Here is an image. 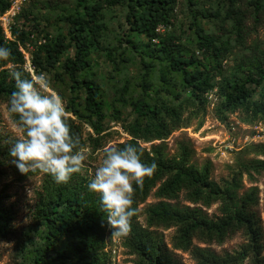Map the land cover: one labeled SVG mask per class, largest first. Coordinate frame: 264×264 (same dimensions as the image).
I'll list each match as a JSON object with an SVG mask.
<instances>
[{
    "label": "rangeland",
    "instance_id": "374dc122",
    "mask_svg": "<svg viewBox=\"0 0 264 264\" xmlns=\"http://www.w3.org/2000/svg\"><path fill=\"white\" fill-rule=\"evenodd\" d=\"M80 1H84L86 6L99 4L97 21L100 24V36L99 45L92 48L88 55L91 66L76 75L80 81L88 78L99 83L104 107L102 124L105 129L98 143L88 141L83 148L85 160L82 174L91 180L103 159V148L108 145L116 147L130 139L123 127L138 120L134 113L135 104L146 99L176 104L191 97L181 73L171 70L169 66L166 52L174 50L178 55L196 57L198 63L205 66L209 75L213 76L215 88L205 94L208 101L206 116L202 120L192 119L189 128L172 133L165 140L166 151L170 157L174 156L178 153L179 143L184 142L193 150L191 162L196 167L202 168L207 162L211 163L213 182L224 186L234 178L238 166L254 157L248 154V150L254 145L264 144V137L256 127L261 125L259 127L264 129V123L248 124L239 113L231 112L226 114L225 122H220L216 108L221 100V87L244 84L251 91L254 101L264 98V80L257 85L248 83V73L254 72V77H259L255 72L257 65L264 69V0H176L168 12L170 24L159 26L156 30L159 36L167 40L168 45L164 48L160 46L158 38L150 41L145 35L131 30L128 0L115 5L109 0H10V8L0 15V28L5 38L6 35L11 38L8 40H14L12 29L25 31V45L20 46L25 59V71L30 63L34 74L40 73V69L35 71L33 60L40 62L46 59V50L55 48L58 38L65 39L66 49L60 61L53 67L43 62L46 71H41L47 74L51 88L63 98L65 108L73 98L76 101L74 105L82 109L86 95L83 88L72 92L69 77L63 69L65 60L74 56L69 18L84 15L83 7L78 5ZM231 9L235 10V14L229 16ZM208 14L210 16L204 17ZM238 18H242L243 23V34L240 37L237 31ZM84 19H87L86 16ZM7 27L11 29V36L9 32L5 34ZM197 28L213 37L217 46L225 44L226 50L222 51L219 58L215 57L212 47L207 51L201 50ZM195 67L199 65L189 70L194 71ZM143 84L148 85L147 91L143 90ZM67 116L74 118L69 113ZM201 121L203 124L200 127ZM89 134H93V131L88 124H84V136L87 138ZM21 135L8 111V104L0 102L2 150L8 152ZM160 142L140 144L149 150L152 144ZM6 157L7 160H4L0 168V206L7 213V218L0 220V264H34L35 255L43 253L45 249L46 230L34 218L36 195L41 189L45 173L37 170L27 176L23 175L11 164V157L8 154ZM243 184L244 189L240 194L250 186H256L260 191V204L256 211L264 231V174L256 175L253 183L244 175ZM154 193L155 190L139 206L138 221L143 226H146L144 210L158 202ZM171 204L194 207L185 201L183 193ZM204 210L211 218L220 216L219 204ZM159 232L172 250L176 228H162ZM124 238L111 237L108 226L106 240L110 264H139V258L123 247ZM246 243L244 232L238 231L223 243L203 244L195 240L194 246L216 256H224L239 251ZM63 246L61 242L57 243V249ZM173 256L178 264H196L189 253L173 251ZM46 260L49 264L61 263L54 250L48 252ZM245 264L251 263L247 261Z\"/></svg>",
    "mask_w": 264,
    "mask_h": 264
},
{
    "label": "trees",
    "instance_id": "16d2710c",
    "mask_svg": "<svg viewBox=\"0 0 264 264\" xmlns=\"http://www.w3.org/2000/svg\"><path fill=\"white\" fill-rule=\"evenodd\" d=\"M109 2L115 5L122 0ZM128 2L131 30L145 35L150 41L158 38L160 46L167 47V40L159 36L156 30L159 26L170 24L168 12L176 0ZM78 3L79 7H83L84 15L78 14L69 18L72 24L74 56L65 60L63 69L69 77L72 92L80 88L86 92L82 109L74 105L76 101L73 98L66 107V112L74 117L67 116L70 130L79 135L84 148L88 141L98 143L103 138L105 129L102 124L104 107L99 83L88 78L80 81L76 75L91 66L88 55L92 48L99 45V4L86 6L84 1ZM10 6V0H0V15ZM234 14L235 10L231 9L229 16ZM85 16L87 19H84ZM208 16L210 15H204ZM237 22L240 37L243 34L242 18H238ZM11 33L14 40L6 39L0 28V46L11 50L9 60L0 61V102L7 104L15 90V80L11 72L19 70L25 78L30 77L23 68L25 59L20 51V46L25 45L26 33L16 29H12ZM196 33L201 50L207 51L212 47L216 58L226 50L225 44L217 46L214 38L201 28H197ZM64 40L58 38L55 48L46 50V59H41L40 62L33 60L35 71H46L43 62L53 67L60 61V56L66 49ZM166 54L171 70L181 73L184 83L190 89L191 97L176 104L167 101L158 103L148 99L140 101L134 105L138 120L123 127L130 139L116 147L123 148L126 144L139 141L143 153L142 160L147 164H156L154 173L145 177L141 186L134 185L136 214L131 218V230L124 238L123 247L139 258V264H178L173 251L189 253L196 264H245L247 261L251 264H264V231L256 211L260 204V191L258 187L250 186L240 194L244 189V175L253 183L256 175L264 174V144L254 145L248 150V154L254 157L240 164L237 175L224 186L211 180L210 162L202 168L191 162L193 150L188 144L179 143L178 153L170 157L166 151L165 140L172 133L189 128L192 119L202 120L206 116L208 101L205 94L215 88V83L213 76L209 75L205 66L198 63L196 57L178 55L174 50L167 51ZM194 65L199 67L190 71L189 68ZM9 66L11 68H8ZM255 72L259 77L255 78L254 72L248 73V83L257 85L264 80V69L257 65ZM148 88L147 84H143L144 91ZM221 88V100L216 108L220 122H225L226 114L231 112L239 113L245 123H264V98L254 101L251 91L244 84ZM11 118L15 122L13 114ZM201 122L200 127L203 124V121ZM84 124H88L93 131L87 138L84 136ZM154 141L161 142L152 144L149 150L140 144ZM7 154L8 152L5 153L0 146V168L3 167L4 160H7ZM89 182L82 172L74 174L66 184H57L50 175H44L41 189L36 195L34 218L37 224L46 230L45 249L43 253L35 255L34 264H49L46 255L53 250L57 253V259L61 260L60 264H110L111 257L106 251L108 224L104 213L100 212L99 195L88 190ZM154 190L158 202L144 210L146 226H143L138 221L139 206L148 200ZM182 193L185 201L194 207L171 204L172 201L178 200ZM214 204H219L220 216L211 218L204 208H210ZM6 215L0 206V220L6 219ZM173 227L176 228V233L170 250L159 229ZM238 231L244 232L247 243L233 254L216 256L194 246L195 240L203 244L223 243ZM59 242L64 245L61 249H57Z\"/></svg>",
    "mask_w": 264,
    "mask_h": 264
},
{
    "label": "clouds",
    "instance_id": "9594fccd",
    "mask_svg": "<svg viewBox=\"0 0 264 264\" xmlns=\"http://www.w3.org/2000/svg\"><path fill=\"white\" fill-rule=\"evenodd\" d=\"M11 50L0 46V61H7ZM15 90L8 100V111L22 133L8 150L11 164L23 175L39 170L57 184H66L84 167L85 154L79 135L72 133L63 98L51 88L46 73L25 78L11 72ZM139 141L123 148L108 145L103 159L87 187L99 195L100 212L111 229V237H124L131 230L134 185L139 187L151 176L156 164L142 160Z\"/></svg>",
    "mask_w": 264,
    "mask_h": 264
},
{
    "label": "built area",
    "instance_id": "2783aa9c",
    "mask_svg": "<svg viewBox=\"0 0 264 264\" xmlns=\"http://www.w3.org/2000/svg\"><path fill=\"white\" fill-rule=\"evenodd\" d=\"M8 28V27H7ZM4 32H5V30H4ZM7 32H11V29L10 28H8L7 30H6V32H5V34L7 33ZM10 36H11V33H10ZM6 37L8 38V36L6 35ZM6 38V39H7ZM8 39H11V38H8ZM26 71L30 74V75H32V74H34V69H33V67H32V65L29 63L28 64V66L26 67ZM259 126H261V125H259ZM259 126H256V127H258L259 128V130H260V132H261V134H262V137H264V129H262L261 127H259ZM108 250V243H107V248H106V251ZM107 252H109V251H107Z\"/></svg>",
    "mask_w": 264,
    "mask_h": 264
}]
</instances>
